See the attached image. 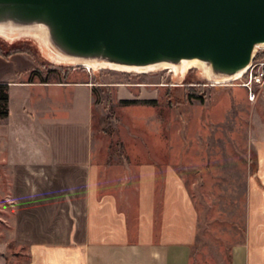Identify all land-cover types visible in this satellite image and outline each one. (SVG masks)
<instances>
[{"label": "crops", "instance_id": "crops-1", "mask_svg": "<svg viewBox=\"0 0 264 264\" xmlns=\"http://www.w3.org/2000/svg\"><path fill=\"white\" fill-rule=\"evenodd\" d=\"M33 66L28 55L0 54L9 95V116L0 119V226L14 227L12 241L0 238V264H9L11 242L27 249L29 264H191L199 217L176 168L139 167L132 221L100 190L93 85L31 79ZM257 140L231 264H264V137Z\"/></svg>", "mask_w": 264, "mask_h": 264}, {"label": "rangeland", "instance_id": "rangeland-1", "mask_svg": "<svg viewBox=\"0 0 264 264\" xmlns=\"http://www.w3.org/2000/svg\"><path fill=\"white\" fill-rule=\"evenodd\" d=\"M41 46L30 37L0 36V50L34 60L31 79L93 85V162L101 192L115 195L119 209L135 221L139 167L174 166L199 217L191 264H231V250L243 239L255 144L264 137V85H256L251 103L240 82L214 86L199 68L185 74L165 67L147 73L89 70L57 65ZM259 52L257 60L264 61V48ZM9 219L14 222L13 210ZM0 231L3 242L13 240L14 227ZM7 259L30 262L27 249L13 242Z\"/></svg>", "mask_w": 264, "mask_h": 264}, {"label": "water", "instance_id": "water-1", "mask_svg": "<svg viewBox=\"0 0 264 264\" xmlns=\"http://www.w3.org/2000/svg\"><path fill=\"white\" fill-rule=\"evenodd\" d=\"M0 32L35 39L57 65L138 73L195 62L226 84L264 48V0H0Z\"/></svg>", "mask_w": 264, "mask_h": 264}, {"label": "built area", "instance_id": "built-area-1", "mask_svg": "<svg viewBox=\"0 0 264 264\" xmlns=\"http://www.w3.org/2000/svg\"><path fill=\"white\" fill-rule=\"evenodd\" d=\"M234 82H240V87L248 90V99L251 103H254L257 98L256 85H264V61L255 59L249 70Z\"/></svg>", "mask_w": 264, "mask_h": 264}, {"label": "trees", "instance_id": "trees-1", "mask_svg": "<svg viewBox=\"0 0 264 264\" xmlns=\"http://www.w3.org/2000/svg\"><path fill=\"white\" fill-rule=\"evenodd\" d=\"M23 52H17L12 51L5 53L2 50H0V54L4 57H9L13 54H18ZM261 52H259L256 56V59H262ZM8 104H9V95H8V86L7 85H0V119H6L9 116V110H8Z\"/></svg>", "mask_w": 264, "mask_h": 264}, {"label": "bare ground", "instance_id": "bare-ground-1", "mask_svg": "<svg viewBox=\"0 0 264 264\" xmlns=\"http://www.w3.org/2000/svg\"><path fill=\"white\" fill-rule=\"evenodd\" d=\"M0 33H2V32H0ZM195 66H197L195 62H188V63H184L181 67L171 66V67H167V68L170 69V70H172L174 73L175 72L177 73L178 70H180V69H182V72L183 73H186L189 69H191V68H193ZM84 67L87 68V69H89V70H93L94 69V66L92 64H86ZM111 69L117 70V71H125V72H127V70L120 69V68H115V67H112ZM147 71H148V69H145V70H137L136 72H138V73H145ZM206 77L208 79L211 78V74H210V72L208 70L206 71ZM239 79H240V77H238L234 81H237ZM226 85H229V84L228 83L224 84V83H221L220 81H217L214 84V86H226Z\"/></svg>", "mask_w": 264, "mask_h": 264}]
</instances>
